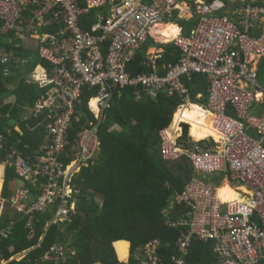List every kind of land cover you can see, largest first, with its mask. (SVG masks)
I'll return each instance as SVG.
<instances>
[{
	"label": "built area",
	"instance_id": "obj_1",
	"mask_svg": "<svg viewBox=\"0 0 264 264\" xmlns=\"http://www.w3.org/2000/svg\"><path fill=\"white\" fill-rule=\"evenodd\" d=\"M180 3L196 18L188 36L174 38L181 57L166 65L163 74L131 75L126 64L146 42L151 28L164 22V15ZM235 3L230 16L218 12L226 6L223 0H0V31L35 39L39 57L50 66V75L32 76L39 87L46 88L33 111L43 115L47 142L32 159L10 149L11 166L19 180L29 185L22 183L9 201L0 197V210L8 204L26 216L28 239L36 232L38 214H50L48 225L67 219L74 209L79 198L74 179L99 150L98 125L113 89L139 87L153 98L164 92L182 100V106L188 99L182 77L200 73L208 82L207 110L220 138L187 141L179 140L170 126L159 131L161 158H187L196 174L172 198L173 207H182L170 220V226L181 229L175 243L177 255L168 262L161 260L157 239L133 253L129 250L128 255L137 264H186L195 237L212 242L216 264H264V88L258 83V64L264 60V0ZM97 8H106L107 14L83 28L82 16ZM52 21L57 27L51 32L46 28ZM161 57L160 52L147 54L145 63L154 68ZM10 59L28 62L27 57L0 48L1 63ZM84 88H96V95L89 98L94 105L88 106L94 120L77 132L73 146L68 132ZM136 92L139 98V89ZM262 103L261 109L253 111ZM3 140L0 135V149ZM70 147V160H62ZM220 172L228 175L236 190L242 187L245 192L236 191L235 199H221L210 180ZM68 251L74 252L53 244L41 261H58Z\"/></svg>",
	"mask_w": 264,
	"mask_h": 264
},
{
	"label": "trees",
	"instance_id": "obj_2",
	"mask_svg": "<svg viewBox=\"0 0 264 264\" xmlns=\"http://www.w3.org/2000/svg\"><path fill=\"white\" fill-rule=\"evenodd\" d=\"M93 12L95 10L91 11L92 15ZM195 21L192 18L180 23L189 30L187 26ZM51 27L50 31L55 30L53 25ZM149 43L151 41L139 46L133 60L128 63L131 73L148 72L142 63ZM166 46L168 50L173 49L172 45ZM0 48L11 51L16 57L22 55L23 58H29L26 64L15 59L8 60L6 64L0 61V114L10 112L16 117L24 104L32 105L44 92V88H39L35 83H27L26 75L37 62L46 66L49 64L38 56L36 48L22 46L14 31L9 35L0 31ZM174 60L176 56L168 61ZM193 79L192 101L194 93L199 90L203 92L202 100L205 101L203 76L194 74ZM134 91L132 86L116 89L110 107L104 111V117L98 125L99 150L94 160L83 166L74 179L79 187V203L75 212L63 221L48 225L50 214L37 213L34 223L36 232L32 239L27 238L26 216H10L8 213L0 217V230L10 220L14 221L12 232L6 237L0 236V259L2 255L8 259L24 249L32 248L21 260L12 259L6 264H55L54 261H41L45 250L53 244H62L74 251L58 264H121L117 255L125 259L129 243L130 252L133 253L151 239L159 241L157 252L161 260L168 262L172 255H177L175 243L181 230L166 223V211L172 196L181 192L193 176V170L187 158L175 161L161 158L159 131L170 124L173 113L182 101L164 92L150 98L141 90L138 99L134 97ZM11 92L16 97L15 103L3 104V97ZM87 99L88 95H84L77 106L78 115L68 132L73 146L77 132L86 125L88 119L94 120ZM6 123V118L0 117V135L4 134L0 159L6 153L4 148L15 142L19 135L14 131L9 134L4 128ZM21 127L23 134L18 137L22 143L27 142L30 146L22 148V143L17 145L25 154H30L43 142V128L31 132L24 124ZM183 129V137H187V124H183ZM72 152L70 147L61 155V159L69 161ZM17 177L12 167L6 171L5 194L8 183ZM231 195L237 198L233 190ZM181 208L175 205L168 214L175 218ZM42 235L40 244L36 246ZM117 240L126 241L115 242ZM129 263L137 264L133 256H129ZM186 264H216L212 242L194 237Z\"/></svg>",
	"mask_w": 264,
	"mask_h": 264
},
{
	"label": "crops",
	"instance_id": "obj_3",
	"mask_svg": "<svg viewBox=\"0 0 264 264\" xmlns=\"http://www.w3.org/2000/svg\"><path fill=\"white\" fill-rule=\"evenodd\" d=\"M147 1V0H145ZM247 1V0H246ZM250 1V0H248ZM231 2H227L226 3V6L224 8H221L220 10H218L219 13H224V14H228L231 16V11L232 7H230L228 4H230ZM235 5V4H234ZM233 5V6H234ZM188 6H186L185 3H180L179 4V8L177 9H174L172 11V13L169 15V13L167 12L165 15H164V22H162L161 24H158L156 25L155 27L151 28L149 34H148V39L146 40L147 41H151V43H149V45L147 46L146 48V51H145V55H144V59H143V63L142 65H145V67L148 69V72H154L156 74H163L165 72V66L168 65V64H174L178 61V59L181 57V54H182V51L180 49V47L175 44L174 42V38L175 36H173L172 38L170 39H167V37H165L162 32H160V26H163V25H166V24H173L175 26L178 27L179 31L178 33L176 34V36H188L190 34V31L193 29V26L195 24L194 23H190L187 27L189 28V30L187 29H184V27H186L185 25H182L180 23V21H188L192 18H195V16H191L192 13H190V11L187 9ZM94 15H92L91 11L86 14V15H83L82 16V19H81V25L83 28H87L89 27V25L91 23H95L97 21H100L102 20V18L107 14V9L106 8H101V9H97L95 10V12H93ZM196 19V18H195ZM185 24V22H183ZM54 26L55 28L57 27V23L52 21L50 26L48 28H46L48 31L49 28L51 26ZM86 25V26H85ZM52 28V27H51ZM50 28V29H51ZM52 32V30H51ZM166 45H172L173 46V49L172 50H168L167 46ZM34 49V48H33ZM138 50V49H137ZM154 52H160L162 54V57L159 58L158 60H156L155 62V67L153 68L151 65H147L145 62H146V56L147 54H151V53H154ZM22 56V55H21ZM39 56V55H38ZM176 56V60L174 61H168L169 58L171 57H175ZM166 61H163L165 60ZM132 61V60H131ZM129 61V62H131ZM128 62V63H129ZM261 62H262V66H261ZM259 64H258V83L261 87L264 88V60H262ZM128 63L126 64V69L127 71L131 74V75H134L133 73H131L128 69ZM139 73H143V72H139ZM144 73H147V72H144ZM35 74H44V75H50V72H49V66H46L44 63H41V62H37L32 71H30L27 75H26V82L27 83H35L37 86L38 84L33 80V75ZM138 74V73H136ZM194 74H200V73H194ZM193 74V75H194ZM193 75L191 76L190 79H187L186 77H182V81L184 82L185 86L187 87V90H188V99L185 101L184 105L182 106H179L175 113L177 111H180V109L182 110L184 107H190V105L192 104H196L198 105L204 112H206L208 114V118L210 120V125H211V128H212V116L210 114V112L207 110V92H208V82H207V79H206V76L204 74H201L204 78V87H205V101L202 100V97H203V92L201 90L197 91L196 93H194V97H193V101H192V95H191V86L194 87L195 86V80L193 79ZM28 79V81H27ZM39 87V86H38ZM125 87V86H124ZM41 88V87H39ZM119 88H123V87H118V88H115L113 89V92H112V96H111V99L109 101L110 105L112 103V100H113V96H114V91L116 89H119ZM139 88V87H137ZM46 90V88H44V91ZM141 89L139 88V91ZM143 92V90H141ZM140 91V93H141ZM44 93V92H43ZM43 93L41 95H43ZM96 88H84L83 89V96L84 95H88V99H87V105L88 106H91V105H94V100H89V98H93L95 95H96ZM40 95V96H41ZM137 95V92L136 90L134 91V97ZM39 96V97H40ZM38 97V98H39ZM141 97V96H140ZM139 97V98H140ZM37 98V99H38ZM137 98V97H136ZM138 98V99H139ZM36 99V100H37ZM15 100H16V97L15 95L11 92V93H7L6 96L3 97L2 99V103L3 104H13L15 103ZM36 100L34 101V103L32 105H29V104H24L22 106V108L20 109L19 113L17 114L16 117H13L10 112H6V113H1L0 114V117H5L6 118V125L4 126V128H6V131L10 134L12 131L17 132L19 135H17V139L15 140V142L13 141L7 148H4L5 150V154H3V156L1 157L0 159V197H3L5 199H7L9 201V198L15 193L16 189L18 187H21V186H24L25 184L27 185L28 182L25 181V180H19V178H15L12 182H9L8 185H7V194L4 193V188H5V174H6V171L8 169H10V167H12L13 169V166H11L10 162H11V159L9 157V151L11 148H15L21 155L22 157H26V158H30L32 159L34 156L40 154L42 151H43V146L44 144L47 142V136L45 134V131H44V118H43V115H35L34 114V111H33V107H34V104L36 102ZM89 100V101H88ZM109 105V107H110ZM108 107V108H109ZM263 107V103L262 104H257L255 106V108H253V111L254 110H259ZM89 109V108H88ZM107 109V108H106ZM105 109V110H106ZM104 110V111H105ZM90 113L93 115L94 113L89 110ZM172 115V120L170 122L169 125L167 126H170V130L178 137L179 140H187V141H195L196 139H194V137L191 135L190 133V122L188 120H185V119H182L181 117L178 118L177 121H175L174 119V114ZM78 115V114H77ZM104 117V115H103ZM102 117V119H103ZM93 118H94V115H93ZM88 120H91V119H88ZM93 121V120H92ZM88 122V121H87ZM22 124H24L27 128H29V130L32 132V131H36L37 128L39 127H42L43 128V132H44V140L42 143L39 144V146L30 154H25L23 150L20 149V147L17 145V143L21 144L22 141H21V138L18 137L20 135L23 134V130H22ZM183 124H187V137H183ZM165 126V127H167ZM213 129V128H212ZM1 134V133H0ZM2 137L4 136V134L2 133L1 135ZM206 138H209L208 141H213V140H216L212 135L210 136H206L204 138H201V139H197V140H204ZM30 146L29 143H22L21 147L22 148H26ZM94 160V159H93ZM92 160V161H93ZM90 161V162H92ZM192 169V168H191ZM14 171V169H13ZM15 173V171H14ZM195 172L193 171V176L191 177V179L193 177H195ZM210 180L212 181V184L214 186H216L218 189L219 187L222 185V183L226 182L230 187L234 188L235 191H238L236 190L235 186H233L230 182H229V179H228V175L225 173V172H220L218 174H213V176L210 177ZM22 183H24V185H22ZM29 185V184H28ZM240 190L238 191V193H242V192H245L244 188L240 187L239 188ZM235 194H238L237 192H234ZM173 198V196H172ZM172 198L170 199V204L168 205V209L166 211V214H167V220H166V223L170 226V220H174L175 218L171 217V215L168 214V211H171L170 209L173 207L172 206ZM78 203H79V198H77V201H76V205L74 207V209L71 211V213L75 212L77 210V207H78ZM11 214L10 216H17L18 214L20 215L21 213L15 211L14 209L10 208L8 206V204L5 206L4 210H0V217L3 216V215H6V214ZM23 215V214H22ZM24 216V215H23ZM13 220H10L8 222V225L1 229L0 230V236H3V237H6L9 233H11V227L13 226ZM175 228H178V227H175ZM180 229V228H179ZM181 230V229H180ZM1 232H5L6 235H2ZM180 234H181V231H180ZM180 236V235H179ZM43 237V235H42ZM118 241H126V240H117L115 242H118ZM113 242V247H114V243ZM128 242V241H127ZM129 243V242H128ZM32 249L31 247L30 248H27V249H24L22 250L21 252L13 255V256H9L8 259L5 258L4 255H2L1 259H0V264H6L8 261L12 260V259H15V260H21L27 253L28 251ZM70 249V248H69ZM212 249H213V246H212ZM72 251V249H70ZM114 250H115V247H114ZM129 250H130V243H129V246H128V250H127V255L125 257V259H120L116 253V250H115V253L117 255V258L119 259V261H129ZM74 253V252H73ZM73 253H71L70 251H68L65 255V257L63 259H59L58 261H54L55 264H58L59 262L65 260L67 257H69L70 255H72ZM214 253V252H213ZM96 264H100V263H96Z\"/></svg>",
	"mask_w": 264,
	"mask_h": 264
},
{
	"label": "bare ground",
	"instance_id": "obj_4",
	"mask_svg": "<svg viewBox=\"0 0 264 264\" xmlns=\"http://www.w3.org/2000/svg\"><path fill=\"white\" fill-rule=\"evenodd\" d=\"M159 29L160 32H162V34L165 37H167V39L176 36V34L179 31L178 27L173 24H166L160 26ZM179 117L188 120L189 122L192 123L193 126L191 128V135L194 137V139L197 140L210 135H212L215 139L220 138L219 135L211 128L208 114L204 112L198 105L192 104L190 105V107H184L182 110L180 109V111H177L174 114L175 121H177ZM224 183L228 188L236 192L234 188L230 187L226 182ZM218 194L221 199H224L222 197V192L220 191V187L218 189ZM236 196L239 197L237 194ZM225 199H230V198H225Z\"/></svg>",
	"mask_w": 264,
	"mask_h": 264
},
{
	"label": "rangeland",
	"instance_id": "obj_5",
	"mask_svg": "<svg viewBox=\"0 0 264 264\" xmlns=\"http://www.w3.org/2000/svg\"><path fill=\"white\" fill-rule=\"evenodd\" d=\"M224 3H227V2H231L230 4H228L230 7L233 8V5L236 4L235 3V0H223ZM230 8V9H232ZM231 11V10H230ZM31 46H35V42L36 40L31 38V41L26 38H24ZM261 66H262V62H261ZM264 67V65H263ZM192 123L190 122V133H191V128H192ZM220 191L222 192V197L225 199V198H230V199H233L232 195H231V192H232V189L228 188L225 183H222V185L220 186ZM98 200H100L98 198Z\"/></svg>",
	"mask_w": 264,
	"mask_h": 264
},
{
	"label": "clouds",
	"instance_id": "obj_6",
	"mask_svg": "<svg viewBox=\"0 0 264 264\" xmlns=\"http://www.w3.org/2000/svg\"><path fill=\"white\" fill-rule=\"evenodd\" d=\"M97 9H101V8H97ZM97 9H92V10H97ZM91 10V11H92ZM17 36V35H16ZM27 37V39L28 40H30L31 41V39L30 38H28V36H24V37H18L17 36V38H18V40L20 41V43H21V45L22 46H25V47H31L32 49L34 48L35 49V47H36V44H35V46H31L24 38H26ZM138 49V48H137ZM137 51V50H136ZM28 58V57H27ZM28 61H29V58H28ZM135 88V87H134ZM136 89H139V88H135V90ZM141 89V88H140ZM150 98H153V97H151V96H149ZM182 101V100H181ZM183 103H185V102H183ZM181 104H182V102H181ZM181 104L179 105V106H181ZM178 106V107H179ZM177 107V108H178ZM176 111V110H175ZM175 113V112H174ZM119 260V259H118Z\"/></svg>",
	"mask_w": 264,
	"mask_h": 264
}]
</instances>
